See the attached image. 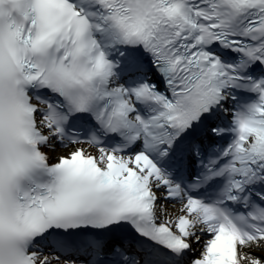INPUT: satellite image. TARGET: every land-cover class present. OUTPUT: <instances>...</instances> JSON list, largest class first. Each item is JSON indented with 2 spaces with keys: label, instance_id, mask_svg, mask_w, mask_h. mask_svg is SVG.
Masks as SVG:
<instances>
[{
  "label": "snow or ice",
  "instance_id": "6c2138e0",
  "mask_svg": "<svg viewBox=\"0 0 264 264\" xmlns=\"http://www.w3.org/2000/svg\"><path fill=\"white\" fill-rule=\"evenodd\" d=\"M0 264H264V0H0Z\"/></svg>",
  "mask_w": 264,
  "mask_h": 264
}]
</instances>
